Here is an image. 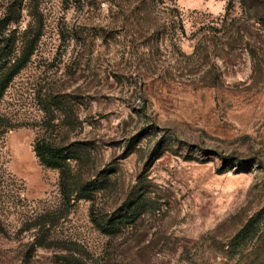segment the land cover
I'll return each instance as SVG.
<instances>
[{"label": "rangeland", "instance_id": "374dc122", "mask_svg": "<svg viewBox=\"0 0 264 264\" xmlns=\"http://www.w3.org/2000/svg\"><path fill=\"white\" fill-rule=\"evenodd\" d=\"M66 1L46 3L0 92V264H264V0H163L155 12L181 22L152 51L123 35L61 44L55 21L81 16ZM34 21L24 8L6 37ZM38 140L82 149L76 176L102 190L63 194Z\"/></svg>", "mask_w": 264, "mask_h": 264}, {"label": "trees", "instance_id": "16d2710c", "mask_svg": "<svg viewBox=\"0 0 264 264\" xmlns=\"http://www.w3.org/2000/svg\"><path fill=\"white\" fill-rule=\"evenodd\" d=\"M56 4L64 0H12L9 1V6L0 20V39L5 40L4 50L7 52L1 60L3 63L2 69L5 70L4 76L0 79V92L12 81L16 73L25 68L30 58L35 53L46 28L47 7L46 3ZM70 4L75 12H79L81 16L77 18V22L73 27H68L63 18L60 17L55 21V29L58 40L61 44L72 39L79 42L83 34L99 35L103 42L111 39L114 35H123L124 38L129 37V43L133 47L134 41L141 40L145 46H150V50L157 46L158 43L164 42L166 37L169 36L170 26L175 25V20L181 22L178 16H173L172 12L178 11L173 8L171 13L165 16H159L155 12L159 4H163V0H67L66 4ZM104 4L108 7L107 25H98L94 27L85 28L84 22L89 21L92 12L99 10L100 6ZM44 7V8H42ZM26 8L29 10L30 17L34 19L35 26L26 28L21 34L16 30L12 31L13 37H6L7 29L13 25L14 19L21 17L22 10ZM53 10V8H48ZM48 10V11H50ZM53 14V13H52ZM230 13L227 10L221 18L222 31L224 27L237 24V21L230 19ZM237 27V26H236ZM245 30V28H244ZM239 27L235 29V37L239 40L241 35ZM232 51V47L229 48ZM251 53H254L251 51ZM15 54H18L15 57ZM254 59V58H253ZM209 73L205 75L208 76ZM33 152L39 164L44 168L53 169L59 172L60 184L63 194L69 195L76 194L80 198L89 200L93 193L99 192L102 189L99 187L98 182H83L76 176L78 165L84 161V151L75 146H54L47 141L38 140L34 147ZM76 162L75 164H72ZM125 219V217H120ZM112 220H109V222ZM92 225H97L96 218L90 220ZM100 226V225H99ZM109 229V223L105 225Z\"/></svg>", "mask_w": 264, "mask_h": 264}]
</instances>
